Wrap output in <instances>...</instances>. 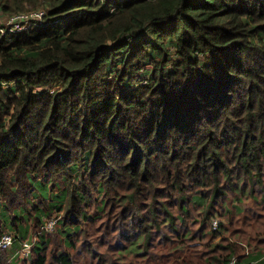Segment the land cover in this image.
Listing matches in <instances>:
<instances>
[{
    "label": "trees",
    "instance_id": "obj_1",
    "mask_svg": "<svg viewBox=\"0 0 264 264\" xmlns=\"http://www.w3.org/2000/svg\"><path fill=\"white\" fill-rule=\"evenodd\" d=\"M39 12L0 32V198L15 210L0 264H23L25 242L33 264H104L115 237L156 264L186 249L201 260L172 264L264 263V0H0L3 26ZM226 198L258 209L219 211ZM52 217L49 255L28 223Z\"/></svg>",
    "mask_w": 264,
    "mask_h": 264
},
{
    "label": "rangeland",
    "instance_id": "obj_2",
    "mask_svg": "<svg viewBox=\"0 0 264 264\" xmlns=\"http://www.w3.org/2000/svg\"><path fill=\"white\" fill-rule=\"evenodd\" d=\"M1 21H3V20H0V22ZM9 21H10V19L7 20V21H4L3 23H4L5 27H9L8 29L11 31L12 25L9 24ZM16 24H17V22H15L14 25H13L14 26L13 32L16 31V33H17L18 31L19 32L20 31H24V30H20L19 29V26L21 24H17V25ZM27 25L28 24H26V27H27ZM73 184L77 185L78 182H76V180L74 179L73 180ZM47 187H48V192L53 195V197H51V200L60 201L61 198H60L59 194H62L63 191L61 189H57V188L55 190H52L50 183L48 184ZM30 199H31L32 202H35V203L39 202V198L36 195H34L33 197H30ZM220 201L221 200H219V203H217V209L219 211L220 210H223V207L226 204H228V206L230 208H232V210L234 208L231 207V205L235 204V207L237 206L240 210L243 211L242 213H238L236 211V214H237L236 216L246 215V213H248L247 215L249 217L250 214H252V212H253V207H255L254 206V199H252V198H249V202H244L242 204H240V202L239 203H235L234 201H230V199L227 200V198L224 199V202L221 201L222 203ZM0 203H1L0 204V216H1L2 221H3L2 223H0V233L2 234V233H5L6 232L4 230H7L8 229L5 226L4 217L6 215H7L6 216L7 219L13 217L15 210L14 209H11V208H9V209L7 208L6 209L3 206L4 203H5V201H3L2 198H0ZM257 209L258 208L255 207V211H254L255 213H256ZM4 212H5V216L3 215ZM214 212H215V214L212 216L213 219H212V221H210V225H211L212 228L216 229V228L221 227L222 224H227L228 223L227 220L224 217H222V215L220 214V212H216V210ZM244 220H246V219H244ZM51 222H55V225H54L53 229H48L47 226ZM22 224L23 225H27L25 221H23ZM29 224H30V227H31L30 228V232H29V239H33L35 241L36 245L38 244V242L41 240V238L43 236L45 238V241H48L47 243H48V246H49L48 247V253H49V255L52 254V252L54 251V249L55 250H58L59 249L58 247L60 246V242H59L60 240L58 238V231H57L58 230L57 228L60 226L59 225V218L52 217L51 219H48L40 227L36 223H33V222L32 223L29 222L28 225ZM246 225H247V223L243 224V219H241L240 221H238V226H237L238 228H237V230L238 231H243L246 228ZM81 226H82L83 229H85L86 224H82ZM16 234H18V233H16ZM228 234H231V233L228 232ZM245 236H246V234H245ZM247 237H250V235L249 236H246V238ZM255 238L258 240L256 242V245L258 246L259 244H261L260 243L262 241L261 238H263V237L261 235H257ZM94 239L91 238V237L90 238L88 237V238H86V239H84L82 241V245L85 242H87V241L93 242ZM115 240L116 241H113V242L110 241L109 244H107L106 246H102L100 252H98L99 255H100V257H101V262H103L104 264H156L155 262H153V258H155V256L149 255L148 254L149 252L147 254L139 253V254L135 255L136 252L139 251V249H136V248H134V250L130 251V253H129V251H125V252H120L119 253L118 252V248H117L118 247V243L121 242L122 244L127 245V242H126L125 239H123L121 237H115ZM254 242H255V239H254ZM80 243H81V240L78 237L76 239V244H75L74 248L76 249V253H78L79 255L82 253L80 251H83V249H84L83 247L80 246ZM112 243H114V246L113 247H110ZM98 244H100V242H98ZM261 246H263V245L261 244ZM180 248H182V247H180ZM156 251L158 253L157 256H159L162 253V250H160V249H158ZM193 251L196 253V255H194L195 260L200 261L201 258L198 257L197 254H199L201 252V250H195V249H190L189 250V249H186L184 253H181L182 250H180V253L176 254L175 256H169L168 258L164 259L162 262H159L157 264H172L177 258H179V256H180L179 259L188 260L189 261V256L192 255L191 253ZM39 252H41V251H39ZM25 253L27 255H29V254L30 255L26 257V261L23 264H33V262L36 260V258L38 257V255L36 253H33V250H30V251L25 252ZM121 253H123L125 255H123L124 258L121 257V259L119 260L117 257L120 256ZM185 253L188 255V258L187 259H185L183 257V254H185ZM12 255L13 254H11L10 256H12ZM254 260H256V261L258 260L260 262L262 261L261 258L258 257L257 255H256V259H254ZM18 264H22V259L19 260V263ZM48 264H55V263H52V261H49ZM175 264H177V263H175ZM254 264H256V263L254 262Z\"/></svg>",
    "mask_w": 264,
    "mask_h": 264
},
{
    "label": "built area",
    "instance_id": "obj_3",
    "mask_svg": "<svg viewBox=\"0 0 264 264\" xmlns=\"http://www.w3.org/2000/svg\"><path fill=\"white\" fill-rule=\"evenodd\" d=\"M41 16H43V12H39L36 14H27V15H15V16L11 17L10 21H9V24L12 25L11 31L14 30L13 25L15 22H17V24H21L19 26L20 30H25L26 28L32 27L34 25L38 26L40 24V21H38L39 20L38 18H41ZM30 17H31V19H30ZM26 24H28L27 27H26ZM0 32L1 33L7 32V27L3 26L1 22H0ZM54 225H55V222H51L48 224L47 228L53 229ZM14 242H15V237L11 233H7V232L2 233V234L0 233V249H7V248L11 247ZM32 248H33L32 243L25 242L24 248H23L24 255L29 256L30 254L27 255L25 252L32 250ZM226 264H241V263L239 262L238 257L234 256Z\"/></svg>",
    "mask_w": 264,
    "mask_h": 264
},
{
    "label": "bare ground",
    "instance_id": "obj_4",
    "mask_svg": "<svg viewBox=\"0 0 264 264\" xmlns=\"http://www.w3.org/2000/svg\"><path fill=\"white\" fill-rule=\"evenodd\" d=\"M61 24H62V23H61ZM61 24H58V25H61ZM50 25H51V24H50ZM48 26H49V25H48ZM165 26L167 27V25H165ZM168 26H169V25H168ZM42 27H43V26H42ZM42 27H41V28H42ZM25 31H26V30H25ZM27 31H28V29H27ZM9 32H10V31H9ZM15 33H16V31H15ZM171 33H172V32H171ZM6 34H7V32H6ZM17 34H19V31H18ZM0 35H1V34H0ZM3 35H4V34H3ZM8 35H9V33H8ZM1 36H2V35H1ZM4 36H5V35H4ZM9 36H12V35H9ZM13 36H14V35H13ZM2 37H3V36H2ZM3 38H4V37H3ZM146 39H147V38H146ZM144 41H145V40H144ZM146 42H147V41H146ZM148 42H149V40H148ZM146 52H147V51H146ZM139 58H140V57H139ZM151 58H152V56H151ZM149 60H150V59H149ZM152 60H153V59H152ZM152 60H151V62H152ZM147 63H148V62H147ZM148 64H149V63H148ZM142 65H143V64H142ZM142 65H140V66H142ZM152 65H153V64H152ZM154 65H155V62H154ZM154 65H153V66H154ZM154 68H155V66H154ZM153 70H154V69H153ZM150 74H152V73H150ZM113 89L115 90V87H114V86H113ZM116 89H117V88H116ZM111 90H112V89H111ZM112 91H113V90H112ZM44 92H45V91H44ZM113 92H114V91H113ZM113 92H112V93H113ZM118 92H119V91H118ZM117 99H118V98H117ZM119 100H120V98H119ZM37 101H38V99H37ZM38 102H39V101H38ZM38 102H36V103H37V105L39 106L40 102L42 103V101L40 100V102H39V103H38ZM44 104H46V103H42V105H44ZM42 105H41V108H42ZM47 105L49 106L50 104L48 103V104H46V105H44V106L46 107ZM56 105H57V104H55V106H56ZM45 107H43V108H44L43 110H45ZM48 108H49V110H48ZM48 108H46L47 112H48V111L52 112V111L50 110V108H52V107L49 106ZM41 110H42V109H41ZM52 110H54V108H53ZM56 110H57V109H56ZM56 110H55V112H56ZM57 111H59V110H57ZM55 112H54V113H55ZM60 112H61V111H60ZM60 112H59V113H60ZM34 113H36V111H35ZM34 113H33V115H34ZM43 113H44V112L41 111V114H43ZM54 113H53V114H54ZM59 113H58V114H59ZM46 114H47V113H46ZM46 114L44 113L43 115H46ZM35 115H36V114H35ZM54 115H55V114H54ZM60 115H61V114H60ZM39 116H40V114H38V119H39ZM58 116H59V115H58ZM58 116H57V114H56V117H58ZM41 117H42V116H41ZM52 117H54V120H55V116L52 115ZM60 117H62V116H60ZM60 117H58V118H60ZM184 119H185V118H184ZM39 120H40V119H39ZM50 120H51V117H50ZM59 120H60V119H59ZM61 120H62V119H61ZM51 121H52V120H51ZM51 121H49V122H51ZM184 121H185V120H184ZM184 121H183V122H184ZM51 123H52V125H54L53 122H51ZM62 123H64V122L62 121ZM185 123H186V121H185ZM183 124H184V123H183ZM49 125H50V124H49ZM60 125H61V124L59 123L58 126H60ZM64 126H66V125H64ZM50 127H52V126H50ZM62 127H63V126H62ZM55 128H56V131L59 130V129L57 130V128H58L57 126H56ZM59 128H60V127H59ZM47 129H48V127H47ZM52 130H53V128H52ZM60 130H61V128H60ZM66 130H67V129H66V127H65V130H64V131H66ZM64 131L62 130L63 133H67V132H68V131H67V132H64ZM63 135H64V134H63ZM64 137H65V136H64ZM66 137H67V136H66ZM66 137H65V138H66Z\"/></svg>",
    "mask_w": 264,
    "mask_h": 264
},
{
    "label": "crops",
    "instance_id": "obj_5",
    "mask_svg": "<svg viewBox=\"0 0 264 264\" xmlns=\"http://www.w3.org/2000/svg\"><path fill=\"white\" fill-rule=\"evenodd\" d=\"M261 260H262V259H261ZM261 262H262V261H261ZM255 263H256V264H259L256 260H255ZM253 264H254V262H253ZM261 264H264V263L262 262Z\"/></svg>",
    "mask_w": 264,
    "mask_h": 264
}]
</instances>
